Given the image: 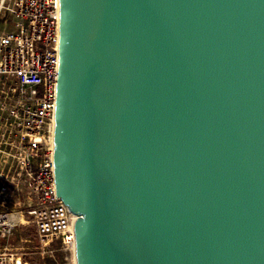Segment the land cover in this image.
<instances>
[{"label":"water","instance_id":"obj_1","mask_svg":"<svg viewBox=\"0 0 264 264\" xmlns=\"http://www.w3.org/2000/svg\"><path fill=\"white\" fill-rule=\"evenodd\" d=\"M53 142L76 264H264V0H60Z\"/></svg>","mask_w":264,"mask_h":264},{"label":"built area","instance_id":"obj_2","mask_svg":"<svg viewBox=\"0 0 264 264\" xmlns=\"http://www.w3.org/2000/svg\"><path fill=\"white\" fill-rule=\"evenodd\" d=\"M0 23V241L16 225L4 211L21 207L40 244L74 251L77 217L58 198L54 176L60 0H0ZM0 264L27 262L7 255Z\"/></svg>","mask_w":264,"mask_h":264},{"label":"rangeland","instance_id":"obj_3","mask_svg":"<svg viewBox=\"0 0 264 264\" xmlns=\"http://www.w3.org/2000/svg\"><path fill=\"white\" fill-rule=\"evenodd\" d=\"M25 202L27 204L30 201ZM15 203L17 201L11 199L5 205L13 210ZM15 208L18 211H4L13 214L16 225L11 234L0 241V258L12 255L27 264H76L74 251L61 246L59 242L55 241L48 246L40 244L34 225L29 222L27 211L21 207Z\"/></svg>","mask_w":264,"mask_h":264}]
</instances>
